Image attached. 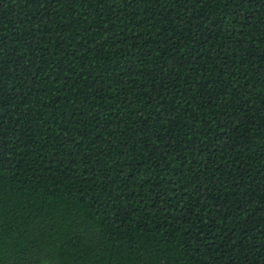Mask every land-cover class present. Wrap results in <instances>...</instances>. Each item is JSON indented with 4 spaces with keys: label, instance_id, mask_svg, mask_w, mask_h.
I'll return each instance as SVG.
<instances>
[{
    "label": "trees",
    "instance_id": "trees-1",
    "mask_svg": "<svg viewBox=\"0 0 264 264\" xmlns=\"http://www.w3.org/2000/svg\"><path fill=\"white\" fill-rule=\"evenodd\" d=\"M264 264V0H0V264Z\"/></svg>",
    "mask_w": 264,
    "mask_h": 264
},
{
    "label": "snow or ice",
    "instance_id": "snow-or-ice-1",
    "mask_svg": "<svg viewBox=\"0 0 264 264\" xmlns=\"http://www.w3.org/2000/svg\"><path fill=\"white\" fill-rule=\"evenodd\" d=\"M12 264H17L16 261H12ZM27 264H31V262H27Z\"/></svg>",
    "mask_w": 264,
    "mask_h": 264
}]
</instances>
